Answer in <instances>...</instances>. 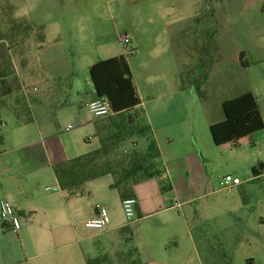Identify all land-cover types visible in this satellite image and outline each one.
Listing matches in <instances>:
<instances>
[{"label":"rangeland","instance_id":"rangeland-1","mask_svg":"<svg viewBox=\"0 0 264 264\" xmlns=\"http://www.w3.org/2000/svg\"><path fill=\"white\" fill-rule=\"evenodd\" d=\"M257 2L264 0H0V188L56 193L52 170L96 149L113 118L96 121L86 108L88 67L123 55L175 190L163 194L165 211L138 219L135 208L127 220L104 175L78 187V203L137 222L118 244L150 251L158 264H226L223 254L244 251L229 233L244 237L264 217V176L251 173L264 162V130L216 146L209 126L223 120V101L245 92L257 97L264 121V13H233ZM225 175L241 186L221 189ZM236 203L233 219L223 207ZM90 232L101 250L108 235Z\"/></svg>","mask_w":264,"mask_h":264},{"label":"trees","instance_id":"trees-1","mask_svg":"<svg viewBox=\"0 0 264 264\" xmlns=\"http://www.w3.org/2000/svg\"><path fill=\"white\" fill-rule=\"evenodd\" d=\"M88 74L95 96L107 100L113 118L108 121L105 134L98 136L96 149L53 169L60 189L69 198L80 194L78 187L83 184L110 175L109 187L118 193L120 200L130 197L136 200L138 218L163 210L166 208L163 194L171 193L173 188L165 177L152 129L137 109L141 101L126 57L99 60L88 68ZM221 108L223 120L209 126L216 146L237 145L264 128L256 98L250 92L223 101ZM126 144L129 151L122 149ZM262 172L264 162L251 169L253 176ZM123 230L131 235L130 226ZM117 263L142 264L136 248L126 250L125 258Z\"/></svg>","mask_w":264,"mask_h":264},{"label":"crops","instance_id":"crops-1","mask_svg":"<svg viewBox=\"0 0 264 264\" xmlns=\"http://www.w3.org/2000/svg\"><path fill=\"white\" fill-rule=\"evenodd\" d=\"M262 3L257 2L249 6L238 8L233 13L234 15L241 14L253 8L260 7V12L263 14L264 2ZM211 10L212 9L209 7V11ZM243 55L244 54L240 55L239 61L241 63H246L242 60V57L244 58ZM201 85H203V82L199 84V88H201ZM71 87H74V84ZM76 89H78V85H76ZM136 90L141 101L137 109H142L145 104L141 99L137 87ZM96 98L93 90V98H91L90 101ZM255 98L257 101V97ZM258 109L260 111L259 106ZM143 110L145 111L144 114L152 129L158 150L160 151L161 146L157 140L156 129L150 119V114L147 108ZM99 119L100 118H97L96 121ZM96 127L98 129L97 125ZM27 155H29V153ZM52 173L54 175L53 170ZM262 176H264V172L252 178L256 180ZM54 180L56 181V193L44 198H38L32 187H19L15 190L0 188V195L5 197L0 198V200L6 199L9 201L19 216L20 223L22 220L21 228L18 231L6 229L0 223V264H110L111 262L116 264L117 261L123 260L126 255V250H128L129 247L126 245L121 247L118 242L121 243L122 239H126L123 229L126 226L131 227L132 224L134 225V223L137 222L111 220L109 218L107 228L104 230H97L101 231L104 235H108V243L105 242L101 250H96L94 245L91 244V240L98 234H92L90 232L92 229L85 228L84 223L95 217L100 208L105 209V207L96 203H91L90 205L78 203V200L82 198L79 197L81 193L66 198L57 183L55 175ZM240 186L241 184L236 186V188ZM174 190L173 188L171 193H174ZM247 201L249 205L252 206L253 200L248 198ZM241 208L244 209L245 207ZM166 209L167 208H164L151 215L161 213ZM239 209L240 207H238L237 203L234 205H224L223 207V211L233 219L234 217L232 214ZM141 218L143 217L138 219ZM229 234L231 238H233L232 243L238 242L245 248L244 251L242 249L241 252L234 251L232 254H223V260L226 264H264V217L258 218L255 224L250 222V228L245 232L244 237H240L234 232ZM230 246H228V248ZM138 255L142 264H158L157 257L152 256L150 251L144 254L138 251Z\"/></svg>","mask_w":264,"mask_h":264},{"label":"built area","instance_id":"built-area-1","mask_svg":"<svg viewBox=\"0 0 264 264\" xmlns=\"http://www.w3.org/2000/svg\"><path fill=\"white\" fill-rule=\"evenodd\" d=\"M88 111L97 118L111 115L109 103L105 98H96L87 104ZM241 184L237 177L225 175L220 181L221 189L231 190ZM50 188H46L49 190ZM136 200L132 197L121 200L123 212L127 220L134 216ZM0 223L6 229L18 231L21 228L19 216L7 200H0ZM109 224V217L105 209L100 208L95 217L84 223V227L92 230H104Z\"/></svg>","mask_w":264,"mask_h":264}]
</instances>
